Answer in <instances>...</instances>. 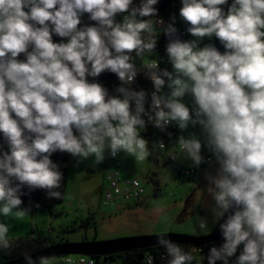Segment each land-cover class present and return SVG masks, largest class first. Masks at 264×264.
<instances>
[{"label": "clouds", "instance_id": "obj_1", "mask_svg": "<svg viewBox=\"0 0 264 264\" xmlns=\"http://www.w3.org/2000/svg\"><path fill=\"white\" fill-rule=\"evenodd\" d=\"M227 2L182 0L179 15L197 39H170L169 71L157 60L144 62L157 45L154 24L164 22L136 19L156 16L158 0H140L138 6L133 0H0V132L10 146L0 154V216L27 214L23 186L61 198L63 173L50 159L57 151L94 157L97 164L106 151L112 158L123 152L144 160L150 152L140 135L143 116L161 130L173 122L181 130L198 124L219 164L217 174L207 176L216 221L236 209L220 224L224 243L211 247L208 264H229L242 243L235 264H264V0H232L225 13L221 6ZM129 10L123 22L115 21ZM84 13L98 26L78 27ZM163 31L172 37L177 29L169 24ZM53 33L68 42H53ZM213 36L223 54L211 44L198 46ZM22 53L26 60L17 59ZM105 71L121 81L118 96L89 82ZM140 71L154 86L151 113L145 111L146 92L126 86ZM175 148L168 154L173 160L182 155L195 167L204 162L195 133L179 136ZM13 180L19 183L13 186ZM199 228L210 231L204 219ZM157 243L170 264H191L192 255L166 235ZM12 246L9 226L0 222V249ZM25 259L50 264L49 257Z\"/></svg>", "mask_w": 264, "mask_h": 264}, {"label": "rangeland", "instance_id": "obj_2", "mask_svg": "<svg viewBox=\"0 0 264 264\" xmlns=\"http://www.w3.org/2000/svg\"><path fill=\"white\" fill-rule=\"evenodd\" d=\"M194 40L196 37L189 41ZM214 40L215 36L210 38L212 45ZM206 45H209L207 41H198L199 47ZM186 98L185 101L190 104V98ZM188 128L200 139L202 156L205 159L211 156L201 126L189 125ZM158 136L159 134L154 132L151 141L156 142ZM143 138L149 141V138ZM121 158L126 163L122 169L123 178H137L145 185L146 192L141 204L130 205L120 200L112 206H105L102 189L105 185L106 160L97 164L94 157L85 159L74 156L67 164L70 167V179L65 199L57 208L55 215L49 212L36 214L27 212L22 218H16L15 215L0 216V222L9 226L10 239L30 243L32 235L39 237L43 233L55 244L108 241L170 233L203 237L217 227L222 218L216 221L213 212L215 201L207 191L209 187L207 176L209 174L215 176L219 169L214 156L211 162H202L198 167L199 178L196 181L180 176L178 168L183 162L182 158L180 162L168 166L160 156L158 165L148 156L144 160H136L122 152ZM201 219L207 222L210 230L208 234H204L199 228ZM49 260L50 264H64L62 256ZM101 263L109 264L104 260H101Z\"/></svg>", "mask_w": 264, "mask_h": 264}, {"label": "built area", "instance_id": "obj_3", "mask_svg": "<svg viewBox=\"0 0 264 264\" xmlns=\"http://www.w3.org/2000/svg\"><path fill=\"white\" fill-rule=\"evenodd\" d=\"M182 7V0H164V11L161 13H157L154 17H140L137 16V20L143 19H153L154 21L162 20L164 23L161 24H154L156 28V39L157 45L155 48L154 53L152 56L148 57L147 60L144 62H150L151 59L157 60L160 69H167L172 71V65L168 60L166 47L169 43L170 39H180L181 41H189L193 36L187 31L188 27L190 26L187 22L183 20L182 17L179 15V10ZM222 7V6H221ZM28 11V10H26ZM130 14L127 13H118L115 17L116 22H123L126 16ZM174 17V19H173ZM169 24H172L176 29L177 32L172 36L169 37L165 35L163 29L166 28ZM51 27V24L49 22ZM85 25L88 26H98L96 21L90 19V14L84 13L81 16V24L78 27H83ZM53 42L60 43L64 42L67 43V37H59L55 33L52 34ZM197 39V38H196ZM201 41H210V38L205 37L199 40ZM29 51L32 50V46H29ZM135 54L133 53V56ZM18 60H26L25 54H20L17 57ZM142 64V61L136 59V65L139 68ZM89 82H98L103 87L108 90L110 96H118L119 93L116 91L118 87L121 86V81L119 80L118 76L110 71H105L100 74V76L93 78L88 77ZM135 91L144 90L146 92V101H145V111L147 113H151V93L154 91V86L151 80L147 77L144 71L138 72L134 81L126 85ZM163 91L166 93L168 92V88L165 85ZM185 100L187 98L185 97ZM191 102V101H190ZM146 121V128L141 130L140 135L149 138L148 141V150L150 155H148L149 159L152 160L155 164H159V156L163 159V162L166 166L171 164H176L180 162V158L183 159V162L179 164V174L181 177H186L189 180H198L199 178V171L198 167L193 166V162L189 161L182 155L178 158L173 160L171 157L168 156L170 151H177L178 149L175 148L177 145L178 137L183 135L186 138L191 134L189 128L186 130L179 129L178 125L175 122L169 124L164 130L158 129L153 126L151 122H148V116L145 115L142 117ZM198 126V124L196 125ZM154 132L159 134L158 139L156 142L151 141V136ZM164 145V148L160 147V144ZM122 152L119 153L115 158H112L108 152H106L105 158V168H104V177H105V185L102 189L103 195V203L105 206H112L116 204L118 201L123 200L127 203L132 205H139L144 200L145 195V185L137 178H123L122 176V169L126 165L121 158ZM212 156H207L204 159L203 163H209L212 161ZM90 158V157H89ZM36 236L32 235L31 239H35ZM211 247L217 246H204L201 248L197 247H189L186 248L190 255H192L193 260L191 264H208L207 257L210 253ZM218 248V247H217ZM243 251V243L238 246L237 252L233 255L235 256L239 252ZM164 259H167L166 255H162ZM154 255L150 254L145 257L144 262L146 264H153L154 263ZM231 260L229 261V263ZM62 263L64 264H96V261L92 257L82 256V255H67L62 256ZM217 264H223L222 261H217Z\"/></svg>", "mask_w": 264, "mask_h": 264}, {"label": "trees", "instance_id": "obj_4", "mask_svg": "<svg viewBox=\"0 0 264 264\" xmlns=\"http://www.w3.org/2000/svg\"><path fill=\"white\" fill-rule=\"evenodd\" d=\"M140 0H133V6H138ZM58 7V6H57ZM157 9V13H161L164 11V0H158V3L154 6ZM28 10L27 8L24 9ZM130 14V10L123 12ZM139 16V15H137ZM211 44L210 41L207 42ZM212 45V44H211ZM13 118H15V114L13 113ZM75 133V129H74ZM3 152H10V146L7 140L4 138L2 132H0V154ZM74 157L72 154L68 152H60L57 151L53 153L50 159L58 164L61 172L63 173V180L61 188L58 189L61 192V198H49L47 190L44 189H30L27 186L22 187L21 199L23 201L21 208L27 210L32 214H36L38 212H49L51 215H55L57 208L63 204L65 199V193L67 188L68 180L70 179V167L67 166L70 159ZM18 181L13 180V186L18 184ZM18 210V209H14ZM88 224H90L88 222ZM31 242H36V244H31ZM224 243V239L222 238L216 243L210 244L209 246H217L221 247ZM55 244V242L46 234H40L39 237L35 239H31L30 243L28 241H13V246L8 250L0 249V264L5 263L11 260L18 259L23 256H27L33 254L41 249H44L50 245ZM184 250L186 248L192 246H183L180 245ZM242 252V251H241ZM239 252L235 256H232L231 262L229 264H235L237 257L240 255ZM154 255V263L153 264H170V257L167 255L166 249L162 246L133 251V252H125L116 255H110L107 257H94L96 264H102L101 260L108 262L109 264H146L144 262L145 257L148 255ZM162 255H166L167 259H164Z\"/></svg>", "mask_w": 264, "mask_h": 264}, {"label": "water", "instance_id": "obj_5", "mask_svg": "<svg viewBox=\"0 0 264 264\" xmlns=\"http://www.w3.org/2000/svg\"><path fill=\"white\" fill-rule=\"evenodd\" d=\"M231 3L232 0H228L227 4L222 5V9L225 11V13L227 12L228 7L231 5ZM213 46L216 47L217 50L222 54L225 52V48L223 44L219 41V38L215 37ZM235 210V208H230L227 212H225L217 227L213 230L212 233L206 236L194 237L189 235L172 233L164 235H166L167 238L171 239L178 245H187L197 248L208 246L210 244L218 242L223 238L222 231L220 229V224L224 223L229 215L234 214ZM158 236L159 235H150L143 237L120 238L108 241H81L56 243L27 256H31L32 259L37 262L40 257H49V259H51L53 257L67 255H82L92 258L107 257L110 255H116L125 252H133L158 247ZM25 257L26 256H23L18 259L1 264H27Z\"/></svg>", "mask_w": 264, "mask_h": 264}, {"label": "crops", "instance_id": "obj_6", "mask_svg": "<svg viewBox=\"0 0 264 264\" xmlns=\"http://www.w3.org/2000/svg\"><path fill=\"white\" fill-rule=\"evenodd\" d=\"M192 133V132H191ZM127 204H130V203H127ZM130 205H132V204H130Z\"/></svg>", "mask_w": 264, "mask_h": 264}]
</instances>
